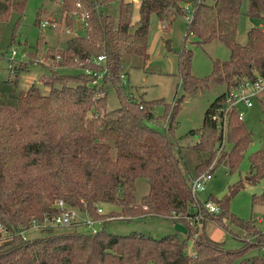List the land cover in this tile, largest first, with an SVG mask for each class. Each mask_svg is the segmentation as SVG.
Here are the masks:
<instances>
[{"label":"trees","instance_id":"trees-1","mask_svg":"<svg viewBox=\"0 0 264 264\" xmlns=\"http://www.w3.org/2000/svg\"><path fill=\"white\" fill-rule=\"evenodd\" d=\"M241 3L139 0L138 19L131 29L134 5L123 0H59V16L53 19L73 35L60 46L44 50L50 75L42 84L47 93L30 85L20 95L3 99L0 89V225L8 234L0 239V264H264V238L253 223L228 212L229 196L243 187L242 180L229 188L228 196L207 199L218 212L209 215L198 210L203 218L199 232L195 223L186 221L196 211L190 180L207 170L212 174L218 166L234 172L251 143V134L234 109L224 118L226 95L235 84L264 79V29L250 27L243 44L236 40ZM185 6L190 20L185 23L183 40L191 36L197 45L217 40L229 56L224 62L211 61L210 74L196 79L189 74L190 52L177 55L182 88L225 87L204 111L201 127L187 133L196 137L194 145L181 147L173 133L178 103L135 99L124 93V86L125 68H145L148 61L149 16L169 26L168 18L183 16ZM23 8L24 0H0L2 56L25 45L17 36ZM80 14L84 19L78 30L75 19ZM13 15L16 18L6 38L5 28ZM244 16L264 21V0H247ZM40 22L36 17L34 24L39 27ZM97 57H102L100 63L95 62ZM26 68L27 63L14 65L13 80L7 81L12 84L9 92H16L17 76ZM59 69L72 73L58 74ZM108 90L117 100L113 109L106 107ZM159 104L163 113L156 117L152 108ZM248 162L245 182L254 184L264 176L263 153H252ZM251 204L262 207L264 222V193L253 195ZM102 206L113 209L103 213ZM68 209L101 227L94 234L77 226L65 232L61 229L66 227H44L37 229L40 236L24 237L32 225ZM117 217L127 222L162 218L181 224L185 234L152 238L106 232L107 220ZM229 226L244 234L239 249H224L211 236L214 227L226 232ZM249 250L256 253L246 257Z\"/></svg>","mask_w":264,"mask_h":264},{"label":"rangeland","instance_id":"rangeland-1","mask_svg":"<svg viewBox=\"0 0 264 264\" xmlns=\"http://www.w3.org/2000/svg\"><path fill=\"white\" fill-rule=\"evenodd\" d=\"M204 1L207 4L210 3V0ZM58 4L59 0H24L17 36L20 43H25V45L16 47L14 50L18 51L19 55H23V63H27V68L26 71L18 74L16 92L13 94L9 92L12 84L7 83V81L13 80V73L8 72L5 61L9 51L4 56L0 55V89L3 99L20 95L30 85L37 87L41 94L47 93L48 88L42 84L43 80H48L50 75L46 71L49 63L45 60L44 50L46 48H54L57 45L60 46L70 35L65 34L63 30L55 33L50 29L39 28L34 24V21L36 17L42 22L49 18L56 19L59 16ZM246 4L247 0H242L240 15L237 19L236 40L240 44L245 42V34L250 27H261L264 29V21H251L244 16ZM112 8L114 13H116L115 3L112 4ZM12 17L5 28L4 37L6 38L16 18L15 15ZM185 17L186 14L169 17L170 25L168 26L165 21V24L163 22L159 24L154 15L149 16L146 45L148 61L145 68H125L127 85L124 86V93L133 95L135 99L140 96L146 102L162 100L165 104L173 105L178 103L179 108L174 117L176 129L173 133L175 140L181 147L194 145L197 140L196 137L186 136L187 133L201 127L204 111L210 103L225 92V87L223 85L208 84L205 88H197L195 90L182 88L179 81L177 55L181 51L190 52L189 74L196 79H202L210 74L211 61L224 62L229 56L226 48L217 40H213L206 45H197L193 37L187 36L184 42ZM137 19V6H133L131 29H134ZM57 73L71 74L72 72L59 69ZM4 102L11 103L10 101ZM105 103L108 109L116 107L117 100L112 90H108ZM152 113L156 117L162 115L163 106L161 104L155 105L152 108ZM240 120L251 134V143L242 153L237 169L232 173H228L225 167L218 166L212 172L210 179L198 191L197 199L204 201L209 198H224L229 195V188L239 180H242L243 187L232 196H229L228 212L242 221H250L254 224L257 231L262 232L264 231V222H256L257 219L263 216L262 207L251 204V197L264 193V176L254 184L246 183L245 177L249 171V156L257 151L264 155V96L255 99L251 108H240ZM151 125L158 128L153 124ZM228 148L229 146L226 144L225 150H228ZM190 165L191 163L188 166ZM112 209L110 206H102L103 213H107ZM74 211L76 212V210ZM77 215L78 217H85L78 213ZM202 224L195 225L198 232ZM96 226L100 228L101 224ZM50 228L53 230L58 229L56 227ZM61 230L65 232L70 231L71 228L66 227ZM104 230L119 236L137 233L138 235L152 238H161L174 233L173 225L170 221L157 217L132 219L129 222L117 217L107 220ZM230 233L235 235L231 236ZM40 235L38 230H29V232L24 234V237L32 239ZM243 235V232L231 226L228 227L226 232L219 227H214L211 231L212 238L221 242L223 248L227 250L239 249L242 245L241 241L244 240ZM179 236L182 237V235ZM189 245L190 241L187 242L188 248ZM255 253V250H249L246 257H250Z\"/></svg>","mask_w":264,"mask_h":264},{"label":"built area","instance_id":"built-area-1","mask_svg":"<svg viewBox=\"0 0 264 264\" xmlns=\"http://www.w3.org/2000/svg\"><path fill=\"white\" fill-rule=\"evenodd\" d=\"M126 3L131 5L137 6L139 0H125ZM183 12L186 14L185 23H189V9L187 6L183 8ZM78 18L75 19V25H77L78 30L81 29V24H83V15H79ZM39 28H46L52 30H63V32L67 35H73V31L64 27L63 23L54 20L53 18H49L46 21L40 22ZM6 60V68L11 73L14 65L23 62V55H19V52L11 49L9 51L8 56L5 58ZM59 58L56 57V61ZM102 61V57H97L95 62L100 63ZM87 73V71H84ZM264 96V79L263 78H255L252 81L249 80H242L235 84V87L226 95V99L224 102L225 109H224V118L225 113L229 109H234L237 113L238 119H240V108L248 109L252 107L253 101L255 99L262 98ZM223 118V119H224ZM225 122H222V129H224ZM212 165L209 167L211 168ZM211 177V174L207 171L197 175L193 179L190 180V197L192 199V208L194 210L192 217H186V221L189 223H195V225H200L203 218L198 213V210H203L207 214H217L218 209L217 207L210 201L204 200L199 201L197 199V193L201 190L203 184L208 181ZM55 206L59 209H63V205L61 202H56ZM97 213H101L100 208H97ZM258 223L262 222V218L257 220ZM70 226H77L83 228L85 231L89 232L90 234H94L98 228L96 223L91 221L86 217H78L77 213L74 210H62L61 213L55 217H51L49 219H45L43 223L39 225H32L29 230H37L39 228L44 227H70ZM24 233V232H23ZM23 233H18L19 235L23 236ZM259 234L264 238V231L259 232ZM5 229L3 226L0 225V239H3L7 236Z\"/></svg>","mask_w":264,"mask_h":264},{"label":"water","instance_id":"water-1","mask_svg":"<svg viewBox=\"0 0 264 264\" xmlns=\"http://www.w3.org/2000/svg\"><path fill=\"white\" fill-rule=\"evenodd\" d=\"M173 230L176 233H179V234H182V235L185 234L184 227L181 224H179V223H174L173 224Z\"/></svg>","mask_w":264,"mask_h":264},{"label":"crops","instance_id":"crops-1","mask_svg":"<svg viewBox=\"0 0 264 264\" xmlns=\"http://www.w3.org/2000/svg\"><path fill=\"white\" fill-rule=\"evenodd\" d=\"M260 219V218H259ZM258 220V219H257ZM257 220H256V222H257ZM258 223V222H257ZM262 223V222H261Z\"/></svg>","mask_w":264,"mask_h":264}]
</instances>
